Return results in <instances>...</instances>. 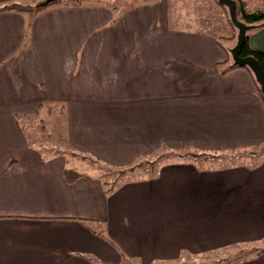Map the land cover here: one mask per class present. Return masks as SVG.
I'll return each instance as SVG.
<instances>
[{"label":"crops","instance_id":"1","mask_svg":"<svg viewBox=\"0 0 264 264\" xmlns=\"http://www.w3.org/2000/svg\"><path fill=\"white\" fill-rule=\"evenodd\" d=\"M11 1L0 0V264H187L231 247L227 264H264V246L241 248L264 240V151L255 165L181 158L69 183L65 151L38 145L120 169L163 149L264 148V101L246 68L224 72L219 37L171 29L167 0L31 15ZM248 34L264 52V27Z\"/></svg>","mask_w":264,"mask_h":264},{"label":"rangeland","instance_id":"2","mask_svg":"<svg viewBox=\"0 0 264 264\" xmlns=\"http://www.w3.org/2000/svg\"><path fill=\"white\" fill-rule=\"evenodd\" d=\"M63 1L64 0H13L7 2V6L17 7L31 15L41 12L42 8L47 6L50 7L51 5L62 3ZM108 1L109 2H103L111 5L115 0ZM138 1L141 2L148 0H132V3ZM167 2L169 4V27L171 29L189 28L206 33H213L219 37L221 42H223L227 48L231 49L236 45L238 29L233 27L230 23L228 8L219 4L218 0H167ZM246 2L248 9L252 11L263 8L261 2L258 0H246ZM130 3L131 0H119L118 2L120 6L130 5ZM229 60L231 64L233 62L232 56H230ZM61 112H64L63 106L61 107ZM46 129L47 127L44 125V136L48 135ZM44 139V141L38 144L44 157H47L49 153L55 150L65 151L64 157L68 161L67 165L69 167H74L86 175L102 177L107 182H110V184H113V182L115 183L119 179H125V177L130 179L144 175L142 169L141 171L130 174L131 171H122L120 168L111 167L99 160L97 161L96 158L92 157L87 152L76 150L73 147L64 145L62 142L57 143L56 139L54 141L46 140V138ZM263 151L264 148L257 147L253 149V151H246V155H243L245 152L214 154L193 152L190 149H181L179 153H176L175 151L163 149L162 151L153 154L148 159L139 161L135 167L147 168V166L152 165L157 169L158 165L162 163L173 162L181 158H186L194 162L195 160H200V164L204 167L228 164L234 165L236 163L255 165V163L259 164L262 160ZM251 245L252 243H248L246 247L241 248H254L255 246L263 247L264 240L259 244ZM238 249L239 248L234 247L222 248L215 250V254H203L202 256L188 257L185 262L187 264H227L228 261L235 259L237 256L236 254H239V252H237Z\"/></svg>","mask_w":264,"mask_h":264},{"label":"trees","instance_id":"3","mask_svg":"<svg viewBox=\"0 0 264 264\" xmlns=\"http://www.w3.org/2000/svg\"><path fill=\"white\" fill-rule=\"evenodd\" d=\"M67 4H73V3H76V2H80V0H64ZM236 3H237V17L240 21L248 24V25H252L253 26V29H257V28H262L264 27V0H258L261 2L263 8L261 9H257V10H250L248 9L247 7V2L246 0H235ZM220 4V3H219ZM223 7H226L224 5H222ZM49 7H45V8H42V11L43 10H46L48 9ZM230 16V15H229ZM230 20V23L232 24L233 27L234 24L232 23L231 19L229 18ZM236 28V27H235ZM221 47H223V49L225 50V52L227 53V56H228V60L230 59V55L231 52H230V49L227 48V47H224L221 43ZM241 55L242 56H248V55H252L254 56L257 60L260 61V63L263 65L264 67V52L263 51H259V50H255L251 47L250 45V42H249V34L247 35V38L245 40V43L241 49ZM240 66L238 65H235L233 62L230 64V66L224 71V72H228L232 69H235V68H239ZM244 68H246L252 75L254 81H255V84L257 86V89H258V93L260 95V97L262 98V100L264 101L263 99V93H262V88H261V85L257 82L256 78H255V75L254 73L252 72V70L245 66ZM201 153H206V152H201ZM137 164L133 165V166H130V167H127V168H124L122 169V171H134L135 170V166ZM84 174L81 173L80 171H78L76 168H72V167H66L65 170H64V176L67 180V182L69 183H73L75 180H77L79 177L83 176Z\"/></svg>","mask_w":264,"mask_h":264},{"label":"water","instance_id":"4","mask_svg":"<svg viewBox=\"0 0 264 264\" xmlns=\"http://www.w3.org/2000/svg\"><path fill=\"white\" fill-rule=\"evenodd\" d=\"M221 5L228 8L230 19L234 26L238 29L237 43L230 49L233 63L240 67H249L255 75L257 82L261 85L264 99V67L254 56H242L241 49L245 43L248 32L253 29L252 25H248L240 21L237 17V3L235 0H218Z\"/></svg>","mask_w":264,"mask_h":264}]
</instances>
